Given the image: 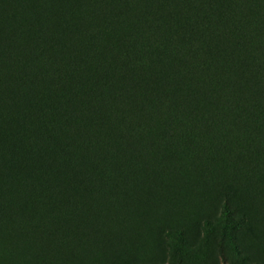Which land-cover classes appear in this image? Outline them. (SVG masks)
<instances>
[{"label":"trees","instance_id":"1","mask_svg":"<svg viewBox=\"0 0 264 264\" xmlns=\"http://www.w3.org/2000/svg\"><path fill=\"white\" fill-rule=\"evenodd\" d=\"M262 139L264 0H0V147L55 181L28 183L29 218L41 194L65 210L80 187L118 197L107 175L131 188L203 153L257 162Z\"/></svg>","mask_w":264,"mask_h":264},{"label":"rangeland","instance_id":"2","mask_svg":"<svg viewBox=\"0 0 264 264\" xmlns=\"http://www.w3.org/2000/svg\"><path fill=\"white\" fill-rule=\"evenodd\" d=\"M238 135L246 140L245 132ZM259 142L257 162L236 153L214 161L203 153L180 159L157 179L142 184L139 176L131 188L107 175L97 187L112 193L120 186L114 199H96L80 187L72 194L76 204L65 210L41 194L33 219L28 200L36 187L28 183H43L44 192L55 181L44 174L43 160L33 164L26 150L3 145L0 264H264V140ZM229 168L255 173L233 174Z\"/></svg>","mask_w":264,"mask_h":264}]
</instances>
